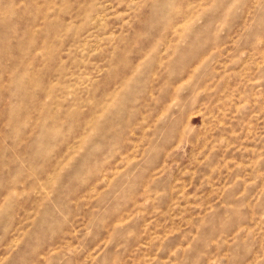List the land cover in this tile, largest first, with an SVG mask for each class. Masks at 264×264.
<instances>
[{"label": "rangeland", "instance_id": "374dc122", "mask_svg": "<svg viewBox=\"0 0 264 264\" xmlns=\"http://www.w3.org/2000/svg\"><path fill=\"white\" fill-rule=\"evenodd\" d=\"M0 264H264V0H0Z\"/></svg>", "mask_w": 264, "mask_h": 264}]
</instances>
